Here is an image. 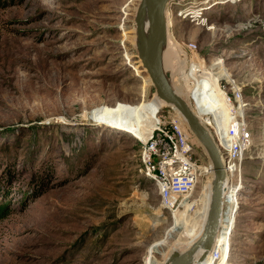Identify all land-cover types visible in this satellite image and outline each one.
<instances>
[{"label":"rangeland","instance_id":"rangeland-1","mask_svg":"<svg viewBox=\"0 0 264 264\" xmlns=\"http://www.w3.org/2000/svg\"><path fill=\"white\" fill-rule=\"evenodd\" d=\"M136 1L0 0V203L8 209L0 218V264H144L152 242L167 236L159 260L184 232L170 229L176 209L160 205L141 170L138 138L92 117L98 108L156 97L138 57ZM205 15L169 24L176 44L170 73L195 42L193 91L230 111L218 80L235 79L251 145L230 247L213 246L198 260L264 264V0L219 4ZM171 84L181 95L173 77ZM192 139L195 157L205 155Z\"/></svg>","mask_w":264,"mask_h":264},{"label":"built area","instance_id":"built-area-1","mask_svg":"<svg viewBox=\"0 0 264 264\" xmlns=\"http://www.w3.org/2000/svg\"><path fill=\"white\" fill-rule=\"evenodd\" d=\"M242 0H169L170 25L174 18L203 20L207 10H214L219 4H237ZM166 5V6H167ZM165 20L167 17L165 16ZM189 58L182 55L185 65L196 59L197 45L187 43ZM188 60L189 63H186ZM183 82V79H182ZM219 88L225 102L231 106L230 111L213 105V99L204 96L200 89L195 95L186 96L194 114L202 120L203 126L210 133L226 173L221 220L231 216L230 212L238 210L240 204L241 164L246 150L251 145V135L245 122L241 87L230 75L222 76ZM189 84L193 86V82ZM226 85L230 91L225 89ZM166 108V111L163 109ZM153 123V128L145 140H140V164L146 177L150 178L157 190L160 205L174 210L188 204V211L194 209L192 200L197 199L198 184L202 178L209 182L213 177V168L205 155L195 157L194 141L180 114L172 105H161ZM137 139V138H136ZM226 191V192H225ZM190 202V203H189ZM230 211V212H229ZM227 221V220H226ZM235 225V224H234ZM219 260L220 250L216 247L212 254Z\"/></svg>","mask_w":264,"mask_h":264},{"label":"bare ground","instance_id":"bare-ground-1","mask_svg":"<svg viewBox=\"0 0 264 264\" xmlns=\"http://www.w3.org/2000/svg\"><path fill=\"white\" fill-rule=\"evenodd\" d=\"M138 3L139 0L136 1L135 4H133V6L130 7H133V9L136 10ZM165 10L167 13V17H169L168 5L166 6ZM142 23L144 25V28L147 27L148 16L146 13L143 15ZM169 24H170V20L168 19V21H166L167 30ZM165 39H167L166 48L164 47V41L166 40L163 41L161 47V62L164 72H166V69L172 67V63H174L172 60V54L175 53V49H176V44L170 38V35H166ZM138 45L139 44L137 42V46ZM139 51H140V47H139ZM140 57H141V51H140ZM180 60L181 62L177 63L176 66L174 67L173 73L168 74V76L170 78V82L173 77V82L179 84L178 86L183 90L180 96L187 101L186 96L195 95L193 88L196 87L197 80L191 75L190 64L187 67L185 65V61L182 59ZM182 79L183 82H180ZM190 81L193 82V86L189 84ZM146 82L151 83L149 77L146 80ZM173 90L176 92L174 87ZM165 103L166 102H164L163 100L159 99L156 96L154 99L146 100L141 104H137V105H124L111 109L98 108L95 110V112H93L92 117L94 120L97 121V123H101L105 127H110L118 131H123L125 133L131 134L132 136L140 140H145L153 128L151 125L152 123H154L156 114L158 113L157 112L158 108L161 105H164ZM213 105H216L215 101H213ZM177 112L179 113V111ZM180 116L183 120L184 125L186 126V122L181 114ZM198 119L202 123V120L200 118ZM219 155L221 157L220 152ZM226 177L228 180V176ZM210 183L211 180L209 181V183L205 185L207 189L205 193H201L200 195L201 198L192 200L195 205L193 210L188 211L189 209L188 204H184L182 207L179 208V210L176 209V211H173V223L170 229H172L175 225H180L184 232L179 234L177 239L173 240L174 242L172 244V248L171 249L169 248L168 251L163 253L161 259L158 260L155 258V253L157 252V248L159 246H162L167 242V236L155 240L147 248L144 264H171V261L176 256L185 252L191 246V244L194 243L196 239H198L207 219V214L210 204V199H208V194L211 197ZM240 186H241V178H240ZM223 196H224V192H223ZM230 214L231 216H229L227 219L223 221L220 218L219 226L212 247L217 245L221 246V248L223 249L230 247V241L226 239H229V236L231 235L235 227L234 224L236 223L237 210L234 212H230ZM206 251L209 250H205L203 247H198L183 262V264H197V263L205 264V262L202 261L198 262V255H201L203 252Z\"/></svg>","mask_w":264,"mask_h":264},{"label":"water","instance_id":"water-1","mask_svg":"<svg viewBox=\"0 0 264 264\" xmlns=\"http://www.w3.org/2000/svg\"><path fill=\"white\" fill-rule=\"evenodd\" d=\"M168 1L139 0L134 13L135 41L139 44L138 47L136 45L138 57L140 47L141 57L139 59L155 88L156 96L179 111L189 132L205 150V156L213 168L210 204L204 228L198 239L185 252L171 261V264H183L198 247H203L205 250L212 248L220 221L226 173L219 151L210 133L194 114L188 102L173 90L168 76L172 68L166 69V72L162 68L161 47L163 41L166 40L164 41V47L166 48L167 39H165V36L169 35L165 20V8ZM145 13L148 16V24L144 28L142 18ZM200 261H202V258L198 260V262Z\"/></svg>","mask_w":264,"mask_h":264},{"label":"trees","instance_id":"trees-1","mask_svg":"<svg viewBox=\"0 0 264 264\" xmlns=\"http://www.w3.org/2000/svg\"><path fill=\"white\" fill-rule=\"evenodd\" d=\"M7 212H8V209L6 208V205L3 203H0V218L5 217Z\"/></svg>","mask_w":264,"mask_h":264}]
</instances>
